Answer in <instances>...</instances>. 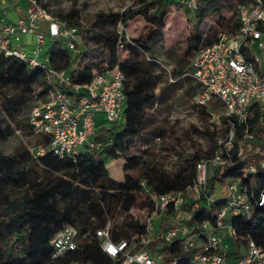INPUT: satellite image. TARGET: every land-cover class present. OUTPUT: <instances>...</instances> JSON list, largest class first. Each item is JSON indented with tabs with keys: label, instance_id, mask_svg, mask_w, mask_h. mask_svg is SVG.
Segmentation results:
<instances>
[{
	"label": "built area",
	"instance_id": "2783aa9c",
	"mask_svg": "<svg viewBox=\"0 0 264 264\" xmlns=\"http://www.w3.org/2000/svg\"><path fill=\"white\" fill-rule=\"evenodd\" d=\"M198 1L203 0L187 4L195 8ZM121 30L119 24L118 34ZM46 37L74 53L79 28L53 16L40 0H0V54L44 71L48 87L43 100L25 115L27 126L41 137L31 154L75 159L101 147L93 138L105 123L123 120L125 77L118 66L108 69L103 62L104 71L74 82L70 73L50 67L48 55L39 59ZM184 77L198 87L194 106L205 107L212 100L221 106L207 110L206 137L188 151L198 154L193 179L185 188L165 193L141 179L136 192L140 204L128 214L144 233L136 240L112 241L108 221L94 238L113 264H264V246L249 236L241 238L233 223L253 219L254 207L264 208V189L253 190L255 176H264V0L240 4L234 30L218 31L216 41L200 48L178 78ZM177 160L176 166L182 161ZM88 237L70 226L60 229L50 241L52 259L75 251Z\"/></svg>",
	"mask_w": 264,
	"mask_h": 264
},
{
	"label": "trees",
	"instance_id": "16d2710c",
	"mask_svg": "<svg viewBox=\"0 0 264 264\" xmlns=\"http://www.w3.org/2000/svg\"><path fill=\"white\" fill-rule=\"evenodd\" d=\"M40 2L50 9L46 0ZM173 4L176 5L170 0H134L131 7L120 13L96 14L88 28L82 32L79 30V44L82 42L87 47L100 49V60L94 64L96 73L105 70L102 63L106 62L108 69L118 66L125 77L123 120L110 123L109 128L99 129L93 141L100 143L101 147L93 153L83 152L75 159H59L49 152L33 157L27 150H18L12 155L0 154V264H113L100 250L94 232L110 221L112 241H132L144 233L143 226L128 214L131 207L140 204L136 197L139 181L144 179L147 186L157 193L180 190L190 184L198 154L187 156L181 164L168 171L148 159L152 149L145 145L146 136H164L152 112L158 88L151 60L165 17ZM52 15L76 25L73 21L77 15L73 10ZM137 16L144 20L148 28L137 38L129 39L125 28ZM75 23H78L77 20ZM118 24L122 26L120 34ZM235 27L236 22L230 26L227 20L220 19L215 28L201 38L197 34V25H194L188 38L193 48L192 57L200 48L213 44L218 31L231 33ZM201 40L203 45L198 48ZM118 44L121 48H117ZM123 48L128 55L121 60L119 52ZM47 55L50 67L70 73L74 82L83 83L89 78L86 77L85 67L77 64L74 70L71 69L80 55L73 56L56 45ZM185 67L186 63L180 61L176 70L178 77L186 72ZM0 86H12L19 92L17 97L7 100L11 118L29 111L32 107L29 96L33 91L38 89L44 94L48 89L44 71L30 69L19 59L6 58L2 54ZM8 131L9 127L0 129V141L5 139ZM117 142L123 143L128 151L133 146L141 151L140 155L133 154L124 159L122 177L118 173L109 175L101 167L105 159L112 157L115 160L123 155L117 148ZM255 178L254 194L264 189V176L256 175ZM18 191L24 192L15 196ZM251 217V220L236 219L233 223L237 225L241 238L249 236L256 244L264 246V208L254 207ZM66 226L89 237L79 241L75 251L53 260L50 241ZM164 250L173 253L168 248Z\"/></svg>",
	"mask_w": 264,
	"mask_h": 264
},
{
	"label": "rangeland",
	"instance_id": "374dc122",
	"mask_svg": "<svg viewBox=\"0 0 264 264\" xmlns=\"http://www.w3.org/2000/svg\"><path fill=\"white\" fill-rule=\"evenodd\" d=\"M170 1L176 3L177 6L173 4L165 17L162 34L153 48V59L151 60L153 75L156 78L158 88L156 90V103L152 112L155 115L154 119L157 125L164 131V136L163 138L146 136L145 142V145L152 149V154L149 155L148 159L154 160L165 168H173L176 166V159L184 161L187 156H190L188 152L190 147L199 146V139L204 140L206 137L207 110L219 111L221 109L216 100L210 101L205 107L194 106L193 98L198 93V87L190 79L178 78L176 75L180 61L186 63L185 71H187L193 59V48L188 43L192 28L197 25V34L203 38L204 34L215 28L220 19L227 20L232 26L237 19V8L244 0H210L209 2L204 0L198 1L195 8L188 6V0ZM46 2L56 16L59 13L65 14L72 10L75 11L78 23H75L76 20L73 23L82 32L89 27L90 21L96 14L120 13L131 7L134 0H46ZM147 28L144 20L137 16L127 24L125 35L129 39L137 38ZM117 30H119V24ZM203 40L198 44V48L203 45ZM53 45L62 47L63 43H54L46 37L42 55L39 57L40 60H43L51 52ZM99 50L97 47L90 45L87 47L80 42L74 53L70 51L73 56L80 55L74 60L71 69L74 70L79 64L86 68L87 78L95 74L96 67L94 64L98 63L101 57ZM84 52L86 53L85 56L82 55ZM119 54L121 60H124L128 55L124 48L120 49ZM169 76L176 79L171 86V82L168 80ZM18 93V90L12 86H0V129L9 127V131L5 133V139L0 141V154L3 155H12L18 150H27L31 153L41 142H38L39 137L33 134L27 126L26 114L14 118L9 116L11 111L7 100L10 97H17ZM44 97L45 93H40V90L37 89L29 96V103L34 105L42 101ZM96 120L97 125H101V118L96 117ZM109 127V123L104 124V128ZM116 145L123 155L115 160L112 157L105 159L101 167L106 169L109 175L118 173L122 177L124 159L133 156V154L140 155L141 151L134 146L128 151L125 149V145L120 142H117ZM79 150H83V148H79ZM93 152L94 150L91 151V153ZM23 192L18 191L15 196L22 195ZM158 224L159 220H153L154 226H158ZM225 243L228 245V250L233 248L229 238L225 240Z\"/></svg>",
	"mask_w": 264,
	"mask_h": 264
},
{
	"label": "crops",
	"instance_id": "0c3cea01",
	"mask_svg": "<svg viewBox=\"0 0 264 264\" xmlns=\"http://www.w3.org/2000/svg\"><path fill=\"white\" fill-rule=\"evenodd\" d=\"M9 18H12L13 19L14 18V15L13 14H10L9 15Z\"/></svg>",
	"mask_w": 264,
	"mask_h": 264
}]
</instances>
